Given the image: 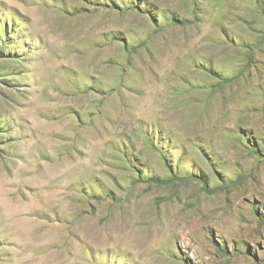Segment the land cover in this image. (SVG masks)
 Wrapping results in <instances>:
<instances>
[{
    "label": "rangeland",
    "instance_id": "374dc122",
    "mask_svg": "<svg viewBox=\"0 0 264 264\" xmlns=\"http://www.w3.org/2000/svg\"><path fill=\"white\" fill-rule=\"evenodd\" d=\"M168 263L264 264V0H0V264Z\"/></svg>",
    "mask_w": 264,
    "mask_h": 264
},
{
    "label": "bare ground",
    "instance_id": "6f19581e",
    "mask_svg": "<svg viewBox=\"0 0 264 264\" xmlns=\"http://www.w3.org/2000/svg\"><path fill=\"white\" fill-rule=\"evenodd\" d=\"M227 2H228V4L230 5V3H231V0H227ZM43 20H44V22L45 21H47L46 23H49V21H51L47 16H44V18H43ZM209 27V26H208ZM205 28V27H204ZM198 29V28H197ZM202 29V28H201ZM195 30V29H194ZM196 31V30H195ZM198 31H199V29H198ZM215 45V44H214ZM201 48L200 49H205L206 48V46L204 47V46H200ZM209 47V46H208ZM212 48V47H211ZM228 50V47H226V46H221V47H218V48H216L215 49V54H216V57H219L221 60H225L226 58H228V56H230L228 53H225L226 51ZM212 51V50H211ZM214 51V50H213ZM210 53V52H209ZM218 55V56H217ZM91 61V60H90ZM83 65V64H82ZM98 65V64H97ZM88 66V65H87ZM96 68V67H95ZM91 71H92V69H91ZM88 72V71H87ZM163 79V81L164 80H166L167 78H168V76H160V77H157V79ZM161 79V80H162ZM160 80V81H161ZM148 82L150 81V80H147ZM155 84V83H154ZM157 84V83H156ZM235 84L233 83V84H230L229 86H234ZM160 86V85H159ZM154 88H155V86H154ZM158 88V87H157ZM177 91H178V95L179 94H182V93H184L185 91H184V89H180V88H178L177 87V89H176ZM157 91H159V89H157ZM154 93H155V91H154ZM161 93H162V91L161 92H159V94L161 95ZM44 123V122H43ZM45 124V123H44ZM48 124V123H47ZM158 233H156V235L155 236H153V234H151V235H142V234H139L138 235V239H135V240H133V242H134V244L135 245H139V247L140 248H144V249H147L146 250V252H148L147 254H148V256L150 255V256H152L153 254H155L156 252L158 253L159 251L156 249L158 246H159V239H160V235H159V228H158ZM129 233V232H128ZM133 238V237H132ZM182 239V238H181ZM166 246V245H165ZM139 249V248H138ZM161 250H163V251H165V249H161ZM160 250V251H161ZM140 253H143V252H140ZM150 258H152V257H150ZM155 258H156V256H155ZM149 261V260H148ZM154 261V260H153ZM155 262V261H154ZM169 264V263H168Z\"/></svg>",
    "mask_w": 264,
    "mask_h": 264
}]
</instances>
